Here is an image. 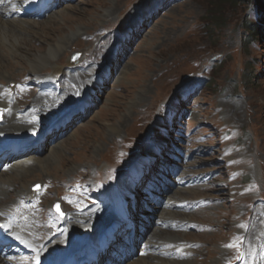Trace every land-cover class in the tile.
<instances>
[{
    "label": "rangeland",
    "instance_id": "obj_1",
    "mask_svg": "<svg viewBox=\"0 0 264 264\" xmlns=\"http://www.w3.org/2000/svg\"><path fill=\"white\" fill-rule=\"evenodd\" d=\"M169 1L74 0L61 3L53 11L56 15L17 16L34 20L39 27L48 24L63 28L62 32L49 33L53 36L47 42L59 34L72 36L68 47L64 46L66 54L59 53L53 61L59 64L57 76L64 78L59 82L62 88L56 91L58 101L52 99L45 111L50 114L38 123L39 133L49 120L60 116L57 111L63 109V115L77 112L67 125V133L55 144L46 140L42 152L46 155L51 148L47 145L58 146L69 158V163H62L61 169L52 174L64 180L63 192L59 194L56 186L52 192L43 193L44 180L52 177L40 173L25 189L10 185V192L0 199L27 207L29 201L42 197L46 213L33 222V227L48 231L56 223L51 218L54 216L62 228L64 216L91 206L90 201L84 202L88 193L77 183L102 187L117 177L129 174L135 178L130 168L148 154L160 153L179 167L175 187L169 186V191L162 194L166 202L176 201L172 211L178 214L175 219L169 218L170 223L165 219L167 224H159L160 235L172 247L181 234L194 240L189 245L185 241L184 248L196 251L188 256L180 254L176 261L193 258L195 264H210L220 259L221 264L231 253L227 242L234 235V227L258 212L264 200V0H182L165 6ZM59 11L65 13L64 19ZM249 22L259 24L253 35ZM95 25L98 31L91 40ZM77 26L81 30L73 34L70 28ZM27 44L35 51H41L44 45L40 40ZM1 55L2 63L16 61L12 55ZM23 63L14 64L13 71L25 67ZM9 68L5 69L9 72L13 67ZM36 75L54 76L49 65ZM34 77L28 73L21 81ZM28 91L38 96L35 88ZM75 101H81L79 107L85 102L93 104L82 115ZM172 155L179 160H173ZM67 164H72L73 170H66ZM192 176L199 181L194 183ZM37 184L40 188L34 190ZM67 193L71 195L69 212L65 209ZM57 196L63 216L53 209L59 203ZM206 207L210 210L199 211ZM164 209L159 205L151 214L161 221L166 216L162 215ZM191 219L195 221L190 223ZM143 224L146 228L141 239L154 240L156 236L148 233L159 225L152 219ZM29 228L35 238L37 232ZM41 241L43 238H38ZM24 253L4 258L32 264L35 253ZM168 253L166 261L178 251Z\"/></svg>",
    "mask_w": 264,
    "mask_h": 264
},
{
    "label": "bare ground",
    "instance_id": "obj_2",
    "mask_svg": "<svg viewBox=\"0 0 264 264\" xmlns=\"http://www.w3.org/2000/svg\"><path fill=\"white\" fill-rule=\"evenodd\" d=\"M24 1L30 4V0ZM17 4H19V1L14 0L13 5ZM13 9L14 7L9 6L0 7V56H3L1 53H6L7 55H12L11 57L16 59V61H9L7 64L0 61V141H3L5 144H8L15 139L27 142L28 139H32L33 141L39 138L38 123L42 121V118L50 114L47 113L48 107L51 105L54 97H56V101H58L56 95H58L59 92L56 91L57 89L62 88V86L59 85V87L56 88V91H43L41 95L38 94L37 96L35 94L33 95V92L31 93L28 91L31 89L26 88L24 86L25 82L21 80L24 79L28 73L36 76L34 77L35 79H39V75L36 74H38V72H40V70L47 65L51 67V73L54 76H57L59 64H54L53 61H55L59 55L66 54L65 49L68 47L72 37L68 34H59L57 39L53 40L52 38V42H47V39H51L53 36L49 33L62 32L63 28L60 29L59 27L48 24H44L43 26L40 25L39 27V23H36L34 20H23L12 14ZM52 14L53 12L49 13L47 16ZM54 14L56 15V13ZM57 14H62L60 17L61 19L66 17L65 13L60 11ZM96 26L97 25L94 27L93 34L89 36L91 40L96 37V31H98ZM44 29H47V33H45L46 31H44ZM80 30V26L70 28V31L73 34H76ZM41 35H44L45 37H42ZM32 40H40L44 44L41 51L31 49V47L27 44V41ZM64 46L66 47L65 49ZM18 62H24L23 64L26 65L25 67L20 68L21 70H16L14 72L13 69H16L14 64ZM11 66L13 68L8 72L5 68L10 69L9 67ZM49 71L50 69H48V72ZM17 83H20L21 85H17L16 88ZM14 92L17 93L16 96H14ZM19 110H24L25 112L23 111L24 113H20L18 116H15L14 112ZM110 131H114V129L112 130L111 128ZM52 146L53 145H47L48 149L50 147L51 148L48 150L46 155H42L44 153L31 155L28 153L26 154V156L28 155L27 157L24 156L25 159L19 158L14 162L11 161L9 167L1 170L0 197H4L5 194L10 192L8 189L12 188L10 185L19 184L23 189L27 188V186L30 185V179H35L34 176L41 175L40 173H46V175L52 177L44 180L43 193L48 194L57 186L58 193L61 194V192H63L62 187L65 185V182L58 177H54L52 174L63 166L62 163H69V158L63 155L62 150L59 149L58 146ZM44 147L45 146H43L42 152L45 151ZM49 165H51V168H49ZM66 167V170H73L74 166L72 164H67ZM32 171H34L33 175L31 173ZM125 185L129 186L127 178L117 177V181L110 185L108 192H105V195H111L113 197L106 198L105 200H118L124 198L125 193L119 191H122ZM195 188L197 191V186ZM196 191L194 192L196 193ZM17 194L21 195L22 193L17 192ZM58 196L56 201H58ZM31 202L32 204L24 207L22 205H16L15 203H5L0 199V223L10 225L14 235L17 238L24 240L28 246V250L25 251L32 250L35 253L34 258L30 259L32 264H49L53 261L63 259L64 257H69L70 253L73 251L86 249L91 246L92 242L96 240L97 236L103 229H105L106 226L112 224L113 222L115 224L118 223L115 213L110 212L102 204H98L91 209L88 208L81 210L79 213L74 212L67 214L64 216L62 228L58 226L59 222H56L54 225H51L50 229L47 231L44 227H33V222L43 218L46 213V201L42 197H37ZM175 202V200L166 202L164 209V212L166 213L162 214H166V216L161 220L163 224H167L163 220L168 219L170 223V219H175L177 217L178 213H174V211H172V205H174ZM105 205L112 206L113 202L108 201ZM158 206L159 205L156 204H150L151 209L156 210ZM35 207L36 210L33 211ZM65 207L67 211L71 210V206H69L67 202ZM205 210L210 209L209 207H206L199 211ZM118 211H121V209L119 208ZM255 215L257 223L260 220L264 221V216L262 214L256 213ZM182 219L184 220V217ZM112 220L113 222H110ZM194 221L195 220L191 219L189 222L191 223ZM29 227H32L35 232H37L35 238L31 236L32 231H30ZM144 227L146 228V225ZM154 228V231L151 230V233H148V235L150 234L152 236H156L154 240L147 239L144 241L142 239L143 243L150 249L148 254L142 255L138 250L136 253L129 252L128 259L123 260V263H121V259H119V261L114 260L111 264H195L191 261L193 258H187L185 261L175 260V258L180 254H187L188 256L189 252L196 251L195 249L192 250L184 248L186 246L184 242L186 241L189 245L193 243V239H187L181 234L175 238V247H172L160 235L162 232V226L159 225ZM163 232L168 234L165 231ZM142 235L143 234H141L140 237ZM38 238H43V241L38 242ZM136 238L137 237L133 239V242ZM169 247L172 250H167ZM176 250L178 253L173 254L172 260H164L165 256H170L168 253L169 251L172 252ZM216 253L219 255L218 250ZM37 254H39L38 258ZM110 260L112 259L110 258ZM220 262V259H217L210 264H218ZM0 264L19 263L18 261H15V263L10 262L0 256ZM98 264L104 263L101 260Z\"/></svg>",
    "mask_w": 264,
    "mask_h": 264
},
{
    "label": "snow or ice",
    "instance_id": "obj_3",
    "mask_svg": "<svg viewBox=\"0 0 264 264\" xmlns=\"http://www.w3.org/2000/svg\"><path fill=\"white\" fill-rule=\"evenodd\" d=\"M73 59H75V57H73ZM40 188V185H34V190H38ZM56 210L57 212H60V209H59V205H56ZM61 216H63V213L61 212L60 213ZM0 228H8V225H0ZM227 247H233V245H227ZM39 257V254H37V258ZM240 257H237V259H239Z\"/></svg>",
    "mask_w": 264,
    "mask_h": 264
},
{
    "label": "trees",
    "instance_id": "obj_4",
    "mask_svg": "<svg viewBox=\"0 0 264 264\" xmlns=\"http://www.w3.org/2000/svg\"><path fill=\"white\" fill-rule=\"evenodd\" d=\"M232 1H237V0H232ZM258 25L259 24H254L253 22H249V33H251L252 35L255 34L257 32ZM247 37H248L247 39H250L249 36Z\"/></svg>",
    "mask_w": 264,
    "mask_h": 264
}]
</instances>
